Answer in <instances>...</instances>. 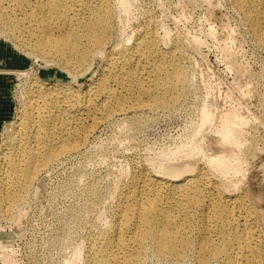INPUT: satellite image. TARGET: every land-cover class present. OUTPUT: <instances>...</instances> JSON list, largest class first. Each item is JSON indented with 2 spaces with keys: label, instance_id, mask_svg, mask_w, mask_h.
<instances>
[{
  "label": "bare ground",
  "instance_id": "bare-ground-1",
  "mask_svg": "<svg viewBox=\"0 0 264 264\" xmlns=\"http://www.w3.org/2000/svg\"><path fill=\"white\" fill-rule=\"evenodd\" d=\"M116 1L122 9L127 7L126 0H0V22H14L10 27L2 23L3 30L20 38L30 54H41L75 76L97 56L108 58L105 75L84 92L35 83L25 109L29 122L2 159L0 202L4 200L1 207L8 216L22 219L40 174L52 161L79 151L103 119L131 107L165 109L186 92L189 71L182 63L185 44L179 39L164 45L158 29L146 27L125 38L121 51L110 49ZM234 2L264 44V0ZM224 49L228 58L233 57ZM230 66L236 62L230 60ZM245 72L238 68L236 79L248 85L251 80ZM9 77L0 73V107L8 96ZM202 108L201 128L217 118L215 137L209 139L216 150L208 154V139H202L206 147L195 140L196 145L176 146L170 156L165 151L170 158L165 165L159 163L157 168L154 163L155 168L138 167L132 173L130 169L131 177L119 190L117 215L106 225L108 229L92 239L86 264H140L149 243L157 255L193 254L198 264H264V162L258 186L245 187V178L254 172L253 168L245 172L246 177L240 176L245 158L237 148L244 143L245 118L231 105L217 116L206 104ZM76 252L70 264H78L84 251ZM0 257L6 264H17L7 248Z\"/></svg>",
  "mask_w": 264,
  "mask_h": 264
},
{
  "label": "rangeland",
  "instance_id": "rangeland-1",
  "mask_svg": "<svg viewBox=\"0 0 264 264\" xmlns=\"http://www.w3.org/2000/svg\"><path fill=\"white\" fill-rule=\"evenodd\" d=\"M117 2L112 48H109L114 52L121 51L127 37H133L146 27L157 28L164 37V45L179 39L185 44L182 63L189 71V81L185 85L187 94L165 109L147 105L131 107L99 122L84 147L52 161L40 174L23 209L24 218L8 216L1 207L4 200L1 201L0 255L7 248L12 251L17 264H70L76 251H84L81 253L84 259H79L80 254L77 263L86 264L92 239L108 229L106 225H111L117 215L118 196L131 177L130 172L138 167L165 165L169 163L171 152L178 147L200 144L202 139H208L205 141L207 147L203 140L201 142L208 148H204L206 153L216 150L211 138L216 134L217 118L209 121H212L211 125L208 122L203 128L200 126L205 104L216 116L219 110L231 105L245 118L244 143L240 150L237 148L245 158L242 162L245 163L244 172L240 176L246 177L245 172L254 168V172L245 178V187L255 188L260 183L259 173L263 171L260 165L264 162V44L243 11L234 0H126L125 9ZM2 23H8L10 27L14 22L2 19L0 22V73L10 75L8 96L0 107V184L2 159L7 147L22 135L29 122L25 109L35 85L40 82L43 86H62L84 92L105 75L108 60L107 54L99 55L75 76L55 61H46L41 54H30L20 38L3 30ZM226 27L228 32L223 29ZM224 48H228L233 57L229 59ZM230 60L236 62L235 67L230 66ZM238 68L248 74L246 76L251 80L248 85L244 84L245 80L242 83L236 79ZM197 129H201L204 138ZM195 140L199 141L196 143ZM261 237L264 241V232ZM155 252L149 243L140 264H198L193 254L179 257L160 256ZM216 263L220 264L218 261L213 264ZM0 264H6L2 257Z\"/></svg>",
  "mask_w": 264,
  "mask_h": 264
}]
</instances>
